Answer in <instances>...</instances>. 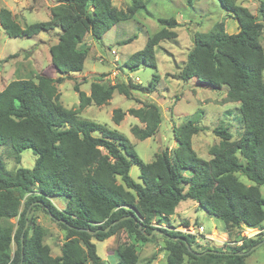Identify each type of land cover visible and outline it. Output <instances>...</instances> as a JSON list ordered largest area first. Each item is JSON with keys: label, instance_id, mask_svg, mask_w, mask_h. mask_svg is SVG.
Listing matches in <instances>:
<instances>
[{"label": "trees", "instance_id": "obj_1", "mask_svg": "<svg viewBox=\"0 0 264 264\" xmlns=\"http://www.w3.org/2000/svg\"><path fill=\"white\" fill-rule=\"evenodd\" d=\"M54 2L49 19L24 28L8 9L0 8V26L9 37L56 32L57 42L49 47V54L59 74L55 78L44 73L34 79L16 78L0 89V146L9 145L16 163L25 149L35 155L31 168L18 166L12 172L0 160V264H104L92 239L116 238L125 230L136 241H153L155 236H147L155 229L153 222H168L183 200H193L209 215L220 218L228 235L240 224L260 227L264 220V200L259 191V185L264 186L263 22L236 0H218L237 21L238 31L227 33L220 21L206 32H195L180 69L183 82L194 79L200 87L224 88L227 100L238 104L239 136L232 139L226 127H215L220 140L210 146V158L204 160L191 147L192 135L202 127L188 120L172 130L176 148L163 149L145 163L122 133L82 118L80 111L89 105L106 104L114 91L127 97L132 90L151 92L155 83L141 85L129 78L105 84L97 79L90 83L88 94L75 83L77 108L63 106L56 86L83 69L87 34L100 40L117 22L132 19L145 1L132 0L125 9L116 8L111 0ZM258 13L263 17V0L259 1ZM156 20L160 28L124 61L131 72L141 65L155 68L157 44L177 36L174 17ZM128 113L144 124L130 128L140 140L153 136L161 123L160 109L153 102L129 108ZM123 115L115 108L111 119L117 124ZM132 164L139 167V182L129 174ZM236 172L250 184L237 178ZM53 197L65 199L62 209L53 204ZM35 208L65 231L60 255H51L49 245L43 243L47 231L33 217ZM11 219H15L14 224ZM114 221L118 222L111 225ZM159 230L167 264H182L185 257L190 264H245L244 252L262 240L244 237L229 250L195 251L191 248L193 235L162 227ZM137 259L131 244L118 254V264H137ZM152 259L148 257L142 264H150Z\"/></svg>", "mask_w": 264, "mask_h": 264}, {"label": "rangeland", "instance_id": "obj_2", "mask_svg": "<svg viewBox=\"0 0 264 264\" xmlns=\"http://www.w3.org/2000/svg\"><path fill=\"white\" fill-rule=\"evenodd\" d=\"M113 6L125 9L132 0H111ZM145 6L141 8L130 20H121L108 29L100 40L91 38L87 34L84 38L87 54L83 69L72 73L69 79L56 84L60 93V102L67 108H77L79 99L74 90L75 83L79 90L89 93L90 83L101 79L105 84H112L115 80L127 81L147 85L149 81L155 83L151 92L132 90L130 96L114 91L111 99L101 106L89 105L80 111V116L122 133L140 159L150 162L155 154L161 150H172L177 143L173 138V128L179 127L188 120L202 127V130L192 135L191 147L201 159L210 158L208 150L211 145L219 142L214 128L224 126L236 139L241 131L238 104L228 101L225 90H215L200 87L194 79L183 82L180 79V69L186 60L187 52L192 47V36L195 32H206L215 23L223 21L227 33L238 31L237 21L223 10L218 0H143ZM260 0H236V3L245 6L249 11L263 22L264 15L259 16L258 6ZM264 1V0H263ZM55 5L54 0H0V8L8 9L14 21L24 28L36 21H44L50 17V8ZM158 17H174L177 26L174 30L176 38L160 41L154 49L156 67L141 65L138 69L130 71L124 66L127 57L141 49L148 36L156 32L160 25ZM132 37L128 42H123ZM57 42L56 32H40L31 37L13 36L5 34L0 26V89L9 81L16 78H35L38 73L52 77L59 74L51 64L49 47ZM260 43L264 48V26ZM153 76H156L154 78ZM151 79H155L152 81ZM264 80V69L262 71ZM153 102L158 105L161 112V123L153 136L140 140L130 131L133 125L143 127L144 124L128 113L129 108H137L144 103ZM120 108L123 118L119 123L111 119L112 111ZM239 159L242 160L241 156ZM0 160L4 168L10 172L18 166L31 168L35 155L30 149L21 152L20 162L14 160V153L9 145L0 146ZM129 174L134 181L139 182V167L130 166ZM235 175L245 184L250 181L240 172ZM119 181V180H118ZM260 194L264 200V186L259 185ZM24 198L21 200L20 210L23 209ZM53 204L62 209L65 199L53 197ZM264 210V205H263ZM36 222L47 233L43 243L50 247L53 256L60 255V248L64 240L65 231L46 215L41 209L32 211ZM12 224L15 219H11ZM187 222V224L185 223ZM154 237L150 242H139L127 234L125 230L119 232L116 238L108 237L103 241L92 239L96 245V253L104 264H118V254L127 244H131L138 255L137 264H142L148 257H153L150 264H167V251L163 249L164 237L160 227L169 231L178 230L194 236L191 248L201 251L205 248L229 250L242 241L244 237L264 240V220L260 227L248 228L243 224L234 226L227 234L223 221L209 215L198 203L193 200H183L178 204L174 214L164 224L153 222ZM199 226L202 227L199 230ZM15 249L12 242L11 250ZM245 264H264V242L248 254H245ZM87 264H91L87 262ZM182 264H190L185 257Z\"/></svg>", "mask_w": 264, "mask_h": 264}, {"label": "water", "instance_id": "obj_3", "mask_svg": "<svg viewBox=\"0 0 264 264\" xmlns=\"http://www.w3.org/2000/svg\"><path fill=\"white\" fill-rule=\"evenodd\" d=\"M26 214H28V211H27ZM123 218H125V217H123ZM116 222H118V221H114V222H112L111 225L115 224ZM111 225H109V226H108L107 228H105L104 230H107ZM153 234H154V230H153L150 234H148L147 236H148V237H151ZM21 238H22V235H21ZM263 242H264V240H261L260 242L256 243V244L253 245L250 249H248L247 251H245L244 254H248V253L251 252L253 249L259 247Z\"/></svg>", "mask_w": 264, "mask_h": 264}, {"label": "built area", "instance_id": "obj_4", "mask_svg": "<svg viewBox=\"0 0 264 264\" xmlns=\"http://www.w3.org/2000/svg\"><path fill=\"white\" fill-rule=\"evenodd\" d=\"M198 228H199V230H201V229H202V227H201V226H199Z\"/></svg>", "mask_w": 264, "mask_h": 264}, {"label": "crops", "instance_id": "obj_5", "mask_svg": "<svg viewBox=\"0 0 264 264\" xmlns=\"http://www.w3.org/2000/svg\"><path fill=\"white\" fill-rule=\"evenodd\" d=\"M80 72V71H79ZM73 73H75V72H73ZM71 75H72V73H71ZM87 94V93H86ZM87 107V106H86ZM180 204V203H179ZM176 210V209H175Z\"/></svg>", "mask_w": 264, "mask_h": 264}]
</instances>
